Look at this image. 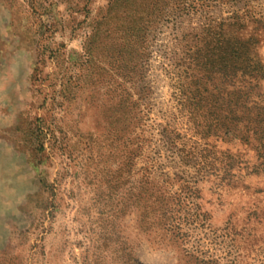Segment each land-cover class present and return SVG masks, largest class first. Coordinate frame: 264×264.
I'll use <instances>...</instances> for the list:
<instances>
[{
    "label": "rangeland",
    "instance_id": "rangeland-1",
    "mask_svg": "<svg viewBox=\"0 0 264 264\" xmlns=\"http://www.w3.org/2000/svg\"><path fill=\"white\" fill-rule=\"evenodd\" d=\"M220 32L264 65V0H0V264H264V138L228 120L264 78Z\"/></svg>",
    "mask_w": 264,
    "mask_h": 264
},
{
    "label": "trees",
    "instance_id": "trees-1",
    "mask_svg": "<svg viewBox=\"0 0 264 264\" xmlns=\"http://www.w3.org/2000/svg\"><path fill=\"white\" fill-rule=\"evenodd\" d=\"M240 27L241 26H238V28ZM255 43L256 42L252 39L251 35H238L230 40L228 37L225 38V35L220 32L216 38V44L213 47L214 49L212 50L214 51L216 49V51L219 53V66L217 71H219L224 78L232 77V79H234V77L237 78V74L239 73V78L242 81H245L249 78L248 83L250 84V87H254L252 80L258 81L260 78H264V65L257 57V52L254 48ZM242 77H244V80ZM203 91L206 92V89ZM233 95V108L229 113H234L235 118L228 120L238 121L241 118V115H236L237 110L249 108L248 113H252L251 115H253V122L255 123L254 131H256V133L259 132L260 136L264 138V105H258L256 103H252L249 99L247 100V95H244L240 87L235 90ZM198 98L203 99L202 94H199ZM218 98L221 100L223 99V96H218ZM229 103L230 101L227 102V104ZM225 105L226 103L221 100V107H218V109L222 111L226 110L223 108ZM227 117L225 116L224 120L221 121L224 122ZM228 131L229 129L225 127L223 134L227 135ZM261 141V148L264 149V140L261 139Z\"/></svg>",
    "mask_w": 264,
    "mask_h": 264
}]
</instances>
